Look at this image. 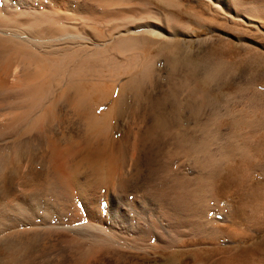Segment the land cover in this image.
<instances>
[{"label": "bare ground", "instance_id": "1", "mask_svg": "<svg viewBox=\"0 0 264 264\" xmlns=\"http://www.w3.org/2000/svg\"><path fill=\"white\" fill-rule=\"evenodd\" d=\"M185 1L0 0V264L37 263L32 257L37 246L32 241L49 229L83 234L92 240L93 244L90 243L98 249L92 252L93 256L90 254L87 264H106L105 253L110 257L115 251L118 258L125 254L126 248H142V242L165 238L163 231L167 234V228L175 226L181 228L183 240H180L184 246L191 243L186 237L193 236L192 230L209 229L210 219L205 218L206 207H203L208 189H214L222 198L239 199L233 209L236 217L240 207L246 209L245 203L250 200L251 204L258 203L253 207L254 217L261 214L264 131L258 133L262 146L253 147L250 136L256 121L241 113L234 112L232 118L221 120L224 133L217 135L220 133L223 142L213 149L208 140L212 132L210 120H201V128L191 127L195 117L191 116L190 108L179 111L175 103L176 107L170 109L168 103L170 106H165L170 109L168 114L179 111L181 121L174 118L169 125L168 121L164 122L163 129L167 125L169 132L165 146L153 147L144 158L143 150H137L138 141L135 145L128 144L131 138L140 136L142 140L146 136L144 114L156 111L154 105L149 109L150 105L133 104L125 96L136 84V74L143 72L146 76L144 70L154 65L152 55L145 54L150 43L173 38L181 30V23L204 19L203 11L210 4L214 10H230L236 16H260L264 11V0ZM144 80L137 81L134 87L138 88L142 81L145 83V77ZM116 89L117 98L109 101ZM14 94L16 100H4ZM164 104L160 108L164 109ZM70 118L74 125H70ZM193 128H200V134L194 135ZM244 128H248L246 132ZM17 130L24 133L23 139L25 133L38 132L36 136L41 134L43 144L39 142L40 148L31 151L20 148L23 143L13 148L11 137ZM215 136L211 139L214 143ZM158 138L160 141H148L161 143L163 139ZM250 147L258 154L261 152L259 162L249 158L257 154L255 151L250 154ZM142 158L149 164L148 171L160 163V174H156L160 180L156 176L157 183H144L141 193L139 186L136 187L138 183L132 185L130 180L138 176L135 169ZM253 167L259 168L258 177H254ZM130 182L134 186L131 192ZM247 221L241 222L240 227L249 226ZM238 223L233 221L235 226ZM226 232L239 233L230 226ZM202 233L218 236L211 231ZM174 242L175 236H166V245L170 247ZM261 242L264 244V240ZM207 249L194 252L183 249L176 264H188L185 262L188 255L192 256L189 257L192 264L248 262L239 249L231 256L208 263L218 249Z\"/></svg>", "mask_w": 264, "mask_h": 264}, {"label": "rangeland", "instance_id": "2", "mask_svg": "<svg viewBox=\"0 0 264 264\" xmlns=\"http://www.w3.org/2000/svg\"><path fill=\"white\" fill-rule=\"evenodd\" d=\"M186 1L194 2V0H186ZM207 3L209 4L210 1H208ZM210 5L212 6H210L205 11H203L204 19L194 18V20L196 19L195 20L196 23H181L179 29L183 31L180 30L177 35L173 36L174 39L171 38L172 39L171 40L170 38L168 39L164 38L163 40L161 39L153 43L154 45L153 44L151 45L150 43V45H148V47L150 48L146 47L148 49L147 50L145 49L146 50L145 54L147 55L148 53L150 56L152 55L151 60L153 61L152 64L154 63V65L150 67H153L154 70L151 68L152 70L150 69L151 70L150 72L149 70L150 67L146 69L147 70L146 72H148L149 75L151 76H147L148 73H146L145 70H144L145 73L144 75L147 74L146 76H143L142 74L143 72L140 73L138 72V74H136L135 77L136 81H134L136 82V84L133 83V89L128 91L127 92L128 94L127 93L125 94L126 98H128L126 99L128 102L129 101L133 102V104L138 103L137 105H141V106L143 104L147 106L150 105L148 106L150 107L149 109H151L152 106L154 105L153 108L156 109V111H152V110L148 111L147 113L148 115L144 114L146 116L145 119H147L146 120L147 123L146 125L145 124L143 125L146 126L147 127L146 130L149 131V132L147 131L146 133L147 137L143 136L142 140L140 136H139L140 139L139 137L138 139L137 137L136 139L131 138L132 140H130L128 143L135 145L136 142L138 141L136 144V147H138L137 150L138 151L140 149L143 150L141 151V154L143 155V153H145L144 158L145 156H148L147 154L149 153V151L155 149L153 147L159 148V146L161 145V147L163 148V145L165 144L164 141L165 139L168 138L166 137L168 132L167 125H169V123L172 122L174 118L175 120L177 119L181 121V116H179L178 114L179 111H182V109H189V108H190L189 110L191 116L195 117L193 120L197 123L196 125V123L194 124L193 121L191 127L197 128L198 125L200 127L201 120L209 119L210 121H212V122L208 121L209 128L212 131V132L210 131L211 135L208 139L209 141H211L210 142V144H212L211 148L214 149L215 146L220 144L219 142H223V138H220L222 137L220 133L222 132L224 133L223 128L220 126L221 120H225V119L227 120L232 118L234 112L238 114L241 113L240 114L241 116L247 117L252 121H256L255 123L257 125L255 124V126H253V129L251 130L253 131V135L250 136L251 137L250 139L252 141L250 144H252L253 147L254 146L256 147L258 145L262 146L261 143L263 141L261 139H260L261 141L259 140L258 133H263L264 131V91H263L264 89V11L260 12L261 13L260 16H251L250 14H246L247 16L245 14H243L242 16H236L230 10H226V9L224 10L221 8L218 11V10H214L213 4ZM197 9L202 10L200 7H197ZM170 76H172L173 79H171L172 77ZM176 76H178L179 78H176ZM140 77H143V79H141ZM144 77L146 79L145 83L143 82L145 81ZM139 80L140 81L143 80L142 83H138L139 86L138 88L134 87V85H137V81ZM185 82H187L188 84H185ZM166 83L169 84L166 85ZM170 83L174 85L175 89L173 87H172L173 89H171L170 85L172 84ZM139 84H141V86ZM117 92L118 91L116 89L115 92H113V94L110 96L111 100L109 99V101H112L113 99L117 98L118 96ZM16 97L14 94L4 98V100L13 101L17 99ZM54 97L55 94L52 96V98H49V101ZM163 103H165L163 105L164 109L163 107L160 108ZM168 103H170L171 106ZM175 103L176 105L178 104L177 105L178 107H180L178 108L179 110L178 113L173 111V113L175 112L176 114H178L177 117L176 116L173 117L176 114H173L171 111H170L171 114L170 113L168 114V110H170L173 107H176L174 106ZM166 105L168 107L170 106L169 107L170 109H167L168 107ZM158 108H160V111H158L159 110ZM157 112H158L157 115L159 116L156 115ZM155 116H157L158 119L155 118ZM148 118L151 119V121ZM155 119H157L158 121ZM164 122L165 123L167 122L165 130L163 129L165 128ZM69 123L70 125H74L72 123L71 118L69 119ZM163 123L164 126L162 127L161 125ZM148 124H150L149 125L151 127L150 129L148 128ZM194 125H196V127ZM142 126L141 128L143 129ZM194 128L193 131H196L193 132L195 133L194 135L196 136L199 135L201 132L200 131L201 127L197 129L198 131L196 129L194 130ZM214 128L216 129V131H213ZM151 129L154 130L156 129V130L155 131L152 130L151 132ZM246 129L248 128H244L243 132L244 131L246 132ZM162 131H163V135H162ZM18 132H19L18 130L14 132L11 137L13 148L16 146L18 147V145L21 146L23 143V146L21 147L19 146V147L31 151V150H37V147L40 148L39 146L43 144L42 143L43 138L42 136L40 137L41 134L39 136L38 135L36 136L38 132H34V131L30 132L31 134L33 133L35 135L25 133L26 135L24 136L25 139H23L24 133L22 131H20L19 133ZM217 132H220L219 133L220 136L217 135ZM16 134L18 135V137L16 136ZM27 134L30 136V138ZM151 134H153L152 135L153 137L149 136ZM158 135L160 136V138L163 139L162 140L163 144L162 141L161 143L156 142L155 144H153L156 140L159 139ZM213 135L219 136V137L215 136L216 137L215 139L217 141V142L215 141V143L212 142V140L214 139ZM32 136L34 138L37 137V139L36 140L33 139ZM150 137H152V139ZM145 139H147V144ZM148 139L154 142H152L151 144L150 140L148 141ZM19 141L21 144H19ZM238 141L242 142L241 139ZM240 142L238 144H240ZM141 143L144 144V147L143 144ZM197 144L198 143H196V145ZM34 145H36L35 149L33 148ZM138 145L141 147H139ZM147 145L150 146L151 149L147 147ZM128 146L130 147V145ZM251 147L249 148L250 154L254 153V151L256 152V150H252ZM251 155H250L251 157L249 158L254 160L256 159L255 160L256 162H259L261 160L262 157L260 156L261 152L260 154L257 153L255 155L253 154ZM144 158H142L141 160L142 163H140V165L135 169V171L137 170L139 172L138 176L130 180L131 182L133 181L132 182L133 184L131 182L129 184L130 192L132 191V189H134V186H132L134 184L136 185L138 183L136 187L139 186L138 190L139 192L142 193V186L144 185V183L145 185L154 184L160 180L159 177L156 175V174H160V172L158 171L160 167V163H156L154 165L155 167L154 170L149 169L148 171L147 165L149 164H147L146 159ZM224 165L225 164H222V166ZM156 171H158L159 173ZM253 171L255 173H253ZM253 171L251 173L254 174V177H258L259 176L258 174H260L259 168L257 169L254 168ZM263 173L264 172L262 171V175ZM151 175L152 177L150 178ZM156 176L157 179L159 180L154 179L156 178ZM263 181H264V176H263ZM139 184H141V187ZM213 185L214 183H212V188ZM207 191L209 192V193L207 192L205 198L206 199L205 204L207 206H205L204 204L203 207H206L205 218L207 217L208 219H210L209 221L210 223L208 222L209 229L208 230L199 229L201 232L198 229L192 230L193 236L192 237L190 236V238L186 237L187 240L189 241L192 240L191 243H188L183 246V241H181L183 240L182 239L183 235H181L182 231L180 230L181 228L179 227L176 228V226L174 225L175 226L174 229L167 228V230H169L168 233L165 234V231H163L164 233L162 234L164 236L166 235L167 237L175 236L176 242H174L172 246L169 247L168 245H166L165 243L166 236L165 238L162 237L159 241L154 240V238H152L149 239L148 241H145V244L144 242H142L143 243L142 248H126L128 250L125 249L123 251L125 252V254L118 258L117 255H115L116 254L115 251L114 253L113 252L111 253L110 257H108L110 255L109 253L108 254L105 253V257H104L106 260L105 263L106 264H113V263L114 264H120V263L121 264L122 263L123 264H176L177 262H179L180 260L179 258H182L179 254L183 249L188 250L189 252L191 251L194 252L197 251L198 249L208 248L207 250H214V248H216L218 249V253L212 255L208 263L212 262L213 260L215 261L216 259L223 256L226 257L231 256L236 252H238V250L240 249L239 253L241 254L244 253L243 255L246 258L245 260H248L247 264H264V244H262L261 242L264 240L263 239L264 238V220H263L264 201L261 202L262 204L259 202L263 210L261 214L260 212L256 213L257 216L254 217L255 212L253 213L254 211L253 207H255L256 204L258 203L254 202L253 204H251L252 200L250 201L246 200L247 201V203H245L246 204L245 206H247L246 209L240 207L241 212L236 211L238 214V216L236 217L233 209L234 206H236V203L237 204L239 203V199H237L235 196L223 197V198L221 196L219 197L217 193H215L214 189H208ZM234 197L235 200H233ZM102 203H103L102 206H104L105 205L104 201ZM248 210L249 213L247 214ZM250 215L251 218L253 217L252 219L247 218ZM211 219L213 220L215 219V220L212 221ZM253 219H255V222L253 221ZM234 220L239 222L238 224H236V226L233 224ZM245 220H248L247 223H249V226L244 225V227L241 228L240 223L244 222ZM258 221H260L261 224ZM228 226H230V228L232 229L235 228L237 230V233L238 232L239 233L236 235L235 234L233 235L232 233L228 234L226 232V227ZM210 228L212 230H210ZM50 230L51 229L45 230L42 232L43 234L40 233L39 235L35 236L36 238L38 237L37 239L33 238L36 242L37 241L38 242L37 244H35V242H33L34 240L32 241V245L34 244L33 245L34 247L37 246L34 249L32 247L33 250L36 249L35 252L32 251L35 255L34 256L32 254V257L33 258L35 257L36 262L38 264L40 263L41 264H87L86 262L89 261L88 259L91 260L90 257H92L95 250L98 249V247L95 248L94 246H92L93 244L92 240H88L89 238H87L85 235L83 236V234L79 235L80 234L79 233L78 235L81 236L79 237L77 236V233L76 235H74V233L68 231H60V230L50 231ZM214 230H216L215 231L216 235L218 233V236L215 235L216 237H213L214 235L212 234L210 236L209 234H207L208 235L207 237L205 233L204 234L202 233L203 231L204 232L211 231L212 233H215L213 232ZM218 230L221 232H219ZM198 233L200 234L198 235ZM201 234L205 235L204 236L205 240L204 239L202 240L203 236ZM67 235L68 237H66ZM64 238L66 239V241ZM79 239L83 240L84 244L81 243L82 241H80ZM84 240H87V242ZM90 241L92 244L90 243ZM73 242L76 244L77 247H75V244ZM93 242L96 244V241ZM242 247L244 248V251ZM222 250L223 252H220ZM90 254L92 256H90ZM258 256L260 257V259H258L259 258ZM189 257L191 258L192 256L188 255L185 262L188 264L190 263L192 264ZM242 257L243 256H241L240 259ZM106 258H108L109 260ZM35 259H32V262H35ZM107 261H111V262H107ZM37 263H33V264H37Z\"/></svg>", "mask_w": 264, "mask_h": 264}]
</instances>
